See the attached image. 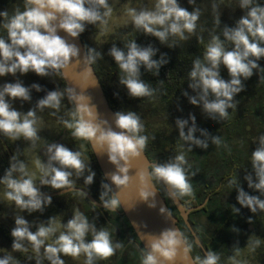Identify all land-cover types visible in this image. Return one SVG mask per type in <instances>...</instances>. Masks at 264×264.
I'll use <instances>...</instances> for the list:
<instances>
[{
    "label": "clouds",
    "instance_id": "9594fccd",
    "mask_svg": "<svg viewBox=\"0 0 264 264\" xmlns=\"http://www.w3.org/2000/svg\"><path fill=\"white\" fill-rule=\"evenodd\" d=\"M195 2L188 0L189 5ZM212 7L214 11L218 10L217 4ZM238 8L243 14L235 20L234 26L223 25L221 34L213 30L202 58L193 60L187 83L193 94L182 91L191 105L199 107L207 118L216 122L229 119V109L237 108L236 96L245 91L244 82L254 74L264 73V67L259 63L264 59V4L258 0H238ZM123 15L127 17L125 25L131 24L137 32L154 37L160 45L172 49L179 41H187L195 35L201 11L199 8L189 11L181 6L179 0H154L151 8L126 5ZM112 16L113 7L109 0H23V10L17 7L11 15L7 10L0 11V28L7 33L6 37L0 36V77H14V82L0 84V136L14 142L23 138L31 149H35L41 139V119L37 112L47 108L54 110L52 114L55 115L67 98L72 107L65 114L67 119L61 117L59 122L71 131L75 140L90 143L97 154L106 155L108 162L114 165L115 170L106 173L100 184V206L108 212L121 208L119 191H114V188L129 189L134 179L129 174L133 161L139 160L147 147L149 138L142 134L145 127L140 116L131 110L116 111L110 123L108 119L101 118L86 89L79 92L76 88L46 91L38 83L25 86L19 77L29 72L41 78L63 75V70L82 59L85 68L81 76L87 81L91 76L89 66L102 59V53L88 47L81 57L77 44L70 43L58 33L63 31L68 38L76 40L92 25L99 29L100 35H105L110 31ZM220 24L221 14H218L215 25L219 27ZM197 39L204 43L202 36ZM157 52L158 48L151 44L141 46L136 39L124 43L123 48L113 43L108 50L107 55L119 68V85L126 88L130 98L155 97L156 90L142 79L141 69L159 76L161 67L169 62V58L166 53H161L159 59H154ZM222 68L227 70L229 79L225 80L221 75ZM259 79L264 80V76H259ZM33 90L45 91L46 94L27 112L17 110L14 102L31 103ZM175 125L178 140L183 142L178 145L177 154L163 163L154 162L135 171L137 202L146 203L149 208L156 207L153 181L165 185L173 199H195L190 181L196 173L191 171L185 149L187 152H192L194 147L207 149L209 142L218 147L222 145L219 136L197 127L196 117L191 113L188 119L177 118ZM197 132L203 138H198ZM254 143L251 171H246L244 180L248 188L258 195L244 190L238 173L228 181V187L236 190L237 203L255 215L264 212V134ZM42 151L47 159L34 157L35 171L13 153L9 167L0 177V185L4 186L3 198L20 213L42 214L52 204V196L41 191L44 187L60 191L62 195V190H65L87 197L88 193L77 189L76 183L82 178L84 189H87L94 182L96 173L84 151L72 150L56 142L47 143ZM186 203H191V200ZM231 210L235 214L240 213V208L235 205H231ZM159 211L163 215L166 213L164 207ZM13 219L11 250L28 254L27 260H34L35 264H65L63 256L79 259L82 255L84 264H96L97 260H106L123 248L122 243L113 242L106 227L97 228L96 223L90 222L79 208L73 210L66 223L56 216L39 222H29L21 214L14 215ZM248 222L252 223L251 218ZM232 231L239 232V229L233 227ZM89 235L90 240L87 239ZM145 236V247L140 249L141 264H176L178 258L187 260L193 249L185 234L176 228H165L158 234ZM259 244V239L249 237V250L254 251ZM234 252L235 255L229 258L231 264H247L236 259L241 254L239 247H234ZM220 259L218 253L207 251L203 257L195 256L191 264H220ZM0 264H20V261L6 254L0 257Z\"/></svg>",
    "mask_w": 264,
    "mask_h": 264
},
{
    "label": "flooded vegetation",
    "instance_id": "af4514ba",
    "mask_svg": "<svg viewBox=\"0 0 264 264\" xmlns=\"http://www.w3.org/2000/svg\"><path fill=\"white\" fill-rule=\"evenodd\" d=\"M258 2L264 4V0H258ZM179 3L189 11L192 8H199L201 14L204 12V15H207L206 19L204 18L206 30L210 32L212 30L219 31V34H221L223 25L234 26L235 20L243 14L242 10L238 8V0H204L203 5H197V2L194 5H189L188 0H179ZM214 3L218 5V10L214 11L212 7ZM201 7L203 8L201 9ZM218 14H221L219 27L215 25ZM201 18L198 20V26L202 25ZM213 22L214 24H212ZM193 37L194 35L190 39ZM221 38L223 37L221 36ZM259 63L261 67H264V59H261ZM221 75L225 80L229 79L227 70L224 68L221 69ZM259 76H264V73L254 74L244 82L245 91L236 96L238 105L235 110L229 109V119L216 122L204 115V118L200 120L199 126L201 129H206L211 135L221 138V146L218 147L209 142L207 149L194 147L192 152H187L185 149L186 159L192 166L191 171L196 173L190 181L194 189L195 199L185 197L180 201L185 210L188 211L187 222L195 232L204 250L196 243L186 221L168 195L166 186L153 181L165 200L169 211L177 219L180 231L193 244L191 252L193 258L197 255L203 257L207 251H214L221 257L220 264H231L229 258L235 255L234 247H239L241 253L244 250L247 253L246 256H242V254L237 256V260L245 261L248 257L247 260H251L253 264H264V212H258L254 215L249 209L242 208L237 203L236 190L228 187V181L238 173L239 182L244 190L250 194L258 195V193L248 188L244 175L246 171H251V152L256 147L254 142L261 134H264V80L259 79ZM59 125L61 126L59 134L50 136L42 134L40 136L42 142L39 145L40 149L38 148L40 150L39 156L45 161L47 158L44 157L42 150L47 143L56 142L66 145L69 139L67 136L68 129H63V126ZM144 134L149 138L145 153L151 163L165 162L177 154L178 145L183 143L178 140V135L172 132L167 124L157 125L156 129L146 130ZM152 137H155V139H152ZM196 150L200 152V156L195 154ZM82 151H85V155L90 157V166L96 173L93 184L88 187V190H85L99 202L100 184L103 175L96 159L92 158L89 149L85 146ZM23 161L28 165L25 158ZM201 176H204V178L202 179ZM80 184H83L82 178L77 181L76 187H79ZM0 186L4 188V186ZM73 199V204L69 207H67L65 201L58 203L57 210L59 213L55 212L54 216L59 219H61L63 213L72 216V209L79 207V210L87 216L90 222L96 223L97 228L106 227L111 232L113 242L123 244V248L117 250L115 255L106 260H97L96 264H141L140 249L143 247L120 208L116 212H108L92 204L99 209V211H95L79 195L73 196ZM188 200H191V203H186ZM231 205L240 208V213H233ZM196 207L200 208L196 209ZM0 208L3 212H6L7 217H10L4 207ZM29 216L33 218L34 222L43 221L33 217L32 214H25V218H29ZM52 216L49 215L46 220ZM249 218H251L252 223L248 222ZM28 221L32 222L31 220ZM9 224L11 228L14 226L11 221ZM1 225H4L10 234L11 228L6 226L2 220ZM233 227L239 229V232L232 231ZM32 230L35 231V228ZM249 237L260 240L259 246L254 251L248 248ZM87 239L90 240L91 236L89 235ZM1 253L11 254L15 258L25 257L22 264H35L34 260L31 262L27 260L28 254L12 252L11 248L3 249ZM80 260V264H84L85 257L82 255Z\"/></svg>",
    "mask_w": 264,
    "mask_h": 264
},
{
    "label": "trees",
    "instance_id": "16d2710c",
    "mask_svg": "<svg viewBox=\"0 0 264 264\" xmlns=\"http://www.w3.org/2000/svg\"><path fill=\"white\" fill-rule=\"evenodd\" d=\"M197 5H203L204 0H196ZM19 7L23 10V0H0V11L7 10L9 15L13 14L15 9ZM203 7H201L202 9ZM202 17V25L198 26L196 33L193 38H189L187 41H179L175 48H168L166 46L160 45L159 41L150 36H145L142 33H128V32H117L111 35L108 41L104 44H100L93 37L87 35L88 33L93 35L94 26L89 25L84 33L80 35L85 49L88 47H94L97 51L101 52L103 55L102 59H98L93 65L94 70L99 77V80L104 89L105 95L109 101V104L114 112L116 111H135L141 118L145 131L156 129L157 125L167 124V126L178 135V129L176 128L175 121L177 118L188 119L189 114H193L196 117V124L198 128H201L199 122L204 118V114L201 112V109L197 106H193L189 103L188 99L182 95V91L186 90L192 95L191 89L188 88V73L192 67V62L195 58L203 56V52L205 50V45L207 44L210 33L213 30H206V22H204V18L206 19L207 15H200ZM198 23V22H197ZM214 24V22L212 23ZM217 29V28H215ZM216 34H219V31H215ZM0 36H7L6 31L3 28H0ZM203 37L204 43H199L197 37ZM141 46H148L151 44L153 47L158 48L159 52H157L154 59H159L161 53H166L169 58V62L162 66L159 72V76H153L151 73L145 72L144 69H141L142 79L145 82L149 83V85L156 90V94L154 98H130L127 94L126 88L119 85L118 77H119V68L115 65L114 60L107 55L108 50L110 49L113 43H116L118 47L123 48L124 43L135 40ZM27 83L26 86H30L33 83H38L42 86L46 91L55 90L56 88L63 91L66 87V84L63 80L62 75H53L48 78H41L36 74L29 72L27 75ZM46 94L45 91L36 92L32 91V101L36 102L39 98H42ZM28 103V102H27ZM72 107L69 104L67 98L62 101L61 109L58 113L53 115L52 109H44V111L40 112V115L45 121H53L61 124L63 129L66 128L62 123H60V118L63 117L67 119L65 115L70 108ZM191 121H189V125ZM144 131V132H145ZM187 131V129H186ZM144 132L142 133L143 135ZM68 140L66 145L70 147L72 150H83L85 146L89 149L90 154L93 159L94 155L92 150L90 149L89 143L82 140H75L71 136V131L68 130L67 133ZM196 136L199 138L200 133L197 132ZM4 137V136H3ZM6 142L12 152L18 155L20 160L24 159L23 153L17 146V142H13L6 137ZM201 138V137H200ZM81 144L84 145V148L81 149ZM198 149V148H197ZM85 153V151H84ZM197 156H200V152L198 150L195 151ZM9 154L4 148L2 142L0 141V177L4 175L5 169L9 167ZM203 179L204 176H201ZM3 186V185H2ZM79 187L85 188L83 184H80ZM88 190V188H87ZM41 191L45 193L56 192L51 188L44 187ZM77 194L76 192L68 193L62 195L57 198H63L65 200V204L67 207L73 204V196ZM93 210L99 211L96 207H94L84 196L79 195ZM230 211V209H228ZM0 219L4 221L5 225L11 228L9 224L10 219L7 217L6 212L2 211L0 208ZM0 220V247L1 249L11 248L12 245V237L4 227L1 225ZM222 230V228H220ZM6 253H0V257H3ZM25 257L16 258L22 264V261Z\"/></svg>",
    "mask_w": 264,
    "mask_h": 264
},
{
    "label": "water",
    "instance_id": "95a60500",
    "mask_svg": "<svg viewBox=\"0 0 264 264\" xmlns=\"http://www.w3.org/2000/svg\"><path fill=\"white\" fill-rule=\"evenodd\" d=\"M58 34L61 37H65L66 39H69L70 43L77 44V46L81 49V57L84 56L85 54L84 50L86 51V49H85V45L81 37H79L76 40H71V38H68L66 36V33H64L63 31H60ZM89 67L91 69V76L89 77L87 81H85L81 76V73L84 71V68H85L83 60L81 59V61L79 62L74 61L67 69L63 70V75H62L63 80L67 88H76L77 92H79L80 90L86 89L85 90L86 94L92 97V102L97 106V109H98V112L100 113L101 118L108 119L109 122L111 123L113 113L115 112L113 111V109L111 108L109 104V101L105 95L104 89L99 80V77L97 76L94 70L93 65H90ZM0 141L2 142L6 151L8 152L9 157H11L13 154L3 136H0ZM89 145L94 154V157L96 159V162L99 166V169L103 177L106 173L114 171L115 170L114 165L108 162L107 156L97 154L94 151L92 145L90 143ZM150 164L151 162L148 159L146 153L144 152V155L139 160L133 161L132 170H130L129 174L133 175L134 179L129 189L116 190L114 188V191H119V194L122 200V206L120 210L122 214L124 215V217L129 222L130 226L132 227L142 247H145V242H146L145 234H148V233L158 234L165 228H176L180 231L177 225V219L169 211L165 203V200L160 195L154 182H153V186H154L153 191L156 192V196H155L156 207L149 208L146 203L137 202L138 201V195H137L138 181L135 180V171L137 169H145ZM105 182L110 183V181H107V180ZM76 188L83 189L80 187H76ZM62 191H64V195L74 192V191H65V190H62ZM85 191L88 193L87 199L90 201V203L94 205L93 202H95L98 206L96 205L94 206L98 208H102V206H100V203L87 190ZM47 194L51 195L52 198L62 196L60 191L47 193ZM171 199L173 200L177 210L180 212L183 219L186 221L189 229L192 232V235L195 238L196 243L198 244V246H200L203 249L201 243L196 237L195 232L192 230L191 226L187 222L188 211L185 210V207L183 206L180 200H176L173 198ZM127 207H129V209H127ZM161 207L165 208L166 213L168 214L169 217H167L166 213L165 215L160 213L159 209ZM200 207H196V209ZM192 259L193 257L190 253L189 258L187 260H181L178 258L176 261V264H191Z\"/></svg>",
    "mask_w": 264,
    "mask_h": 264
},
{
    "label": "rangeland",
    "instance_id": "374dc122",
    "mask_svg": "<svg viewBox=\"0 0 264 264\" xmlns=\"http://www.w3.org/2000/svg\"><path fill=\"white\" fill-rule=\"evenodd\" d=\"M109 3L112 5L113 7V16L109 21V28L110 31L108 33H106L105 35H100L99 33V29L94 27L93 30V35L91 34H87L90 37H93L95 40H97L100 44H104L108 41L109 37L117 32H130V33H136V30L131 26V24H124V21L127 19V17H125L123 15L124 13V8L125 6H130V7H148L151 8L154 0H109ZM139 33V32H138ZM19 75V74H18ZM28 75V74H27ZM27 75L24 76H20L19 78L23 81L24 85L26 86V83L28 81L27 79ZM5 82H14V77H12L11 75H8L6 77H0V84H3ZM35 103L31 102V103H23L21 104V102L19 100L14 102V107L19 110V111H23V112H27ZM38 117H40L41 119V125H40V131H39V135L41 136L43 135H57L60 133V129L61 126L53 121H45L42 116L40 115V112H37ZM14 142V141H13ZM17 142V141H15ZM42 142L39 140L37 142V147L35 149H31L29 142L23 140V138H21L20 140H18V148L20 149V151L23 153L24 158L28 161V167L30 170L35 171V167L33 164V159L36 156H39V145ZM39 148V149H38ZM37 176H39V174L37 173ZM37 184L39 185V179L37 178ZM3 192H4V188L0 186V207H4L8 213V215L10 216V221L13 222L14 224V219L13 216L17 215V214H21L24 215L27 214L25 213H20L18 209H16L14 207L13 204H11L10 202L6 201L3 198ZM78 194H75L74 196H76ZM65 201L63 198H52V204L48 207L45 208L44 212L41 214L39 212H35L32 213L33 217H36L37 219H41V220H46V217H48L49 215H55L57 213H59V211L57 210V204L60 202ZM79 208V207H78ZM76 208L72 209L73 210ZM57 210V211H56ZM28 215V214H27ZM57 217V216H56ZM71 218V215L63 213L61 215V219L57 218L58 220H60L61 222H67L68 219ZM27 220H31L33 221V218L31 216H29V218H26ZM1 247H0V253H1ZM246 251H242V256H246ZM65 261V264H80L81 260L79 259H73L72 257L69 256H63L62 257ZM248 258V257H247ZM246 258V262L247 264H253L252 261L247 260Z\"/></svg>",
    "mask_w": 264,
    "mask_h": 264
}]
</instances>
